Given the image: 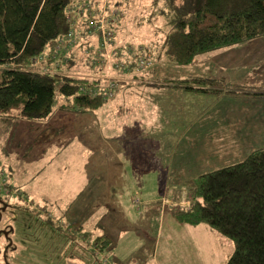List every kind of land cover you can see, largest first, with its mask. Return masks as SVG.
Segmentation results:
<instances>
[{"label": "rangeland", "instance_id": "rangeland-1", "mask_svg": "<svg viewBox=\"0 0 264 264\" xmlns=\"http://www.w3.org/2000/svg\"><path fill=\"white\" fill-rule=\"evenodd\" d=\"M97 1H102L106 19H98L93 29L80 25L63 48L67 51L58 52L65 63L83 46L84 55L89 48L96 56L105 50L104 67L93 68L98 78L113 77L110 64L120 59L122 73H127L128 61L140 59L143 63L128 73L145 75L149 59L156 61L150 76L195 73L197 67L190 63L160 60V47L174 29L163 0H123L120 16L119 10L113 15L115 8L104 10V0ZM120 22L121 32L114 37L112 29ZM96 28L106 37L100 44ZM252 62L253 81L263 83L251 85L264 86V55L252 57ZM92 70L81 65L71 75ZM213 79L219 89L210 85L183 92L182 109L178 98L166 97L169 93L150 95L149 90L159 89L149 86L144 96L132 99L133 93L122 87L124 110H115L110 97L98 109L67 111L59 106L71 103L58 98L54 112L37 129L11 142L1 140L0 264H155L154 250H160L162 264L167 228L177 208L171 196L179 190L183 202H191L196 177L239 163L264 147V97L248 99L251 110L234 115L236 109L227 106L223 92L232 91V85ZM31 123L40 122H23L17 134H25ZM6 182L15 187L10 193ZM198 234L205 247L201 264H222L235 248L231 238L206 224ZM99 236L110 238V245L97 259L91 250ZM175 238L180 246L179 233ZM185 251L192 253L188 247Z\"/></svg>", "mask_w": 264, "mask_h": 264}, {"label": "trees", "instance_id": "trees-1", "mask_svg": "<svg viewBox=\"0 0 264 264\" xmlns=\"http://www.w3.org/2000/svg\"><path fill=\"white\" fill-rule=\"evenodd\" d=\"M101 2L0 0V141L11 142L16 136L21 138V133L17 132L22 123L49 117L56 109L58 98L71 103L62 104L64 110L71 107L74 110H93L112 97L105 98L112 82L117 89L120 87L121 79L115 76L107 79L93 74L71 75L76 54L65 63L58 53L67 51L64 47H57L68 46L69 34L73 32L74 37L75 32L79 33L81 24H88L93 29L91 25L96 26L98 19H106L102 17ZM104 2V10L109 11L123 5V0ZM163 2L172 14L174 29L160 47L162 52L158 54L162 62L166 61L162 58L167 57V61L175 64L191 63L201 54L264 35V0ZM119 12L120 16L122 13ZM121 29L120 22L112 29L114 37ZM94 32L98 34L97 44H100L105 38L103 31L96 28ZM72 45L71 48L75 44ZM150 48L147 50L151 51ZM80 49L84 59L82 64L89 68L104 67L105 50L96 56L90 48L86 55L83 46ZM56 55L60 59H55ZM121 61L113 66L111 62L109 69L123 74ZM141 61H128L127 73L136 70ZM149 62L143 69L147 71L145 75L156 64L153 59ZM65 64L67 67L64 68ZM127 73L124 72L126 75H144ZM180 84L188 91L218 86L214 79L196 75L183 79ZM217 86L214 89H219ZM94 88L97 89L95 96L92 94ZM239 94L264 97V89L241 91ZM11 188L14 190V186ZM193 193L194 200L187 208L177 211V218L191 224L206 223L231 238L235 248L225 264H264V147L252 151L239 163L196 177ZM109 245L110 238L99 236L91 252L98 259V254Z\"/></svg>", "mask_w": 264, "mask_h": 264}, {"label": "crops", "instance_id": "crops-1", "mask_svg": "<svg viewBox=\"0 0 264 264\" xmlns=\"http://www.w3.org/2000/svg\"><path fill=\"white\" fill-rule=\"evenodd\" d=\"M121 1V0H120ZM123 6V5H122ZM122 6L117 8L121 11ZM81 49H78L76 51V56L74 59V66L71 68L75 69L76 67L83 66L85 68H88V66H85L82 64L83 58L80 56L82 55ZM264 55V35L260 37H256L252 40L241 42L235 45L225 46L221 47L212 51H209L207 53L201 54L199 57H196L192 63L189 65H195L197 67V70L192 75H189L187 77L183 76L180 78H175L172 76H158L155 75H127V78H123L124 73H118L113 72V75L115 77H118L121 79L120 87L117 89L118 91L115 92V95L111 97V100L114 101L115 110L118 108L124 110V104L125 102L122 101V97H125L124 92L121 90L122 87L126 88V92L128 93L127 89L130 90L133 95L130 99L138 97V94L145 95V89L147 86L151 88H157L159 90H149V94L154 97H161V95L155 94L157 91H160L158 93H169L166 95V97L170 98L174 96L176 99L178 98L180 100V109H182L183 104V92L192 93L197 91H188L184 86L180 83L183 82V79H186L191 76H202L206 78L213 79V77L222 78V81H224L227 85H232V91L225 90L224 96H226V104L231 109L234 108L235 114H241L246 113L248 110H251L247 105V100L250 98H253L255 96L252 95H245V94H239L240 91H253L251 89H257L262 90L264 89V86L260 85H251V84H260L263 82H260L259 80L253 81V77L251 75V69L256 66L255 63L252 62V57L258 56V55ZM62 67V64L60 65ZM200 67V69L198 68ZM91 70L96 67L90 66ZM92 70L94 72L89 73L85 75H90L95 73V70ZM259 73V69L255 68ZM79 70V69H78ZM80 71V70H79ZM105 72V70H103ZM79 73H83L79 72ZM215 79V78H214ZM129 83V84H127ZM255 91V90H254ZM237 92V93H236ZM199 93V92H198ZM232 94L236 96L238 99L245 98L240 100L236 99H228L229 95ZM261 97V96H260ZM259 98V97H258ZM263 98V97H262ZM110 99V98H109ZM129 99V100H130ZM110 100H105V102ZM104 102V103H105ZM218 107V104L216 105ZM65 106H59V109H64ZM228 108V110L230 109ZM130 109V108H129ZM219 109V108H218ZM72 110V109H70ZM74 110V109H73ZM213 114L215 112L213 111ZM220 118H222L220 112H219ZM48 118V117H47ZM46 118L40 120V121H34V122H40V123H31L27 126V131L23 135L21 134L20 137H26L30 130H33L36 128L37 124H41L43 120ZM213 119H216L215 116H213ZM245 124V123H244ZM264 125V119L262 120V126ZM39 127V126H38ZM44 127V125H41V129ZM37 129V128H36ZM38 136V135H37ZM40 138V137H39ZM42 138V137H41ZM20 178V177H19ZM17 177V180L20 181L18 183H21V180H19ZM15 188V187H14ZM172 195V200L175 201L174 205L176 204V209L173 213V223L168 226L167 228V234L165 237V244L162 248V264H201V258L203 256L205 247L201 243L202 241H199L197 239V236L199 235V229L200 227L205 226L206 223H199V224H191L185 221H181L179 218H177L176 213L177 209L179 208H187L191 202H183V197L181 198L180 191L177 190ZM182 203V205H181ZM164 222V220H163ZM209 226L208 224H206ZM211 227V226H210ZM213 229V228H212ZM176 233H179L180 235V246H178L177 240L175 238ZM195 245V247H194ZM186 247L191 249V255L188 254L185 249ZM160 250L153 251V261L154 263L158 264L160 263V257H159ZM234 252V250H233ZM231 253H226L223 257L224 262L222 264H225L231 255Z\"/></svg>", "mask_w": 264, "mask_h": 264}, {"label": "built area", "instance_id": "built-area-1", "mask_svg": "<svg viewBox=\"0 0 264 264\" xmlns=\"http://www.w3.org/2000/svg\"><path fill=\"white\" fill-rule=\"evenodd\" d=\"M116 9L114 10V11H112V13H113V15H117L118 14V12L116 11ZM109 12H111V10L109 11ZM105 13V12H104ZM103 18H105V16L103 15L102 16ZM75 38V36L73 37V32H71L70 34H69V39H70V41L71 40H73ZM106 38V37H105ZM109 38V37H108ZM69 41V42H70ZM69 44V43H68ZM63 47H65V46H63V45H60L59 47H57V48H63ZM143 62V61H142ZM35 64H37V61L35 62ZM102 78H106V77H103L102 76ZM107 79H110V78H107ZM117 85L115 84V83H111L110 85H109V90L106 92V94H105V98H108V97H110V96H113L114 95V90L117 88L116 87ZM96 90L97 89H93V92H92V94L95 96V95H97V92H96ZM4 185H6V189L8 190V192L10 193L11 191H12V188H11V186H10V184H8L7 182L6 183H4ZM3 185V186H4ZM0 189H2L3 190V187L2 188H0Z\"/></svg>", "mask_w": 264, "mask_h": 264}]
</instances>
